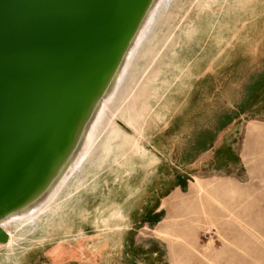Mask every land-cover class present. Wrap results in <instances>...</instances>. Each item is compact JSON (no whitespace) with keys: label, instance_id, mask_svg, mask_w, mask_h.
<instances>
[{"label":"water","instance_id":"1","mask_svg":"<svg viewBox=\"0 0 264 264\" xmlns=\"http://www.w3.org/2000/svg\"><path fill=\"white\" fill-rule=\"evenodd\" d=\"M158 1L0 0V252L14 254L51 240L79 238L80 222L85 220L89 228L111 227L107 212L103 217L96 212L110 201L109 189L125 182V173L142 161L139 158L144 151V135H136L121 122L130 134L115 132V154L118 156L120 147L124 149L127 144H120L123 136L127 142L133 139L134 151L128 160L122 159V168L113 167L114 182L107 181L105 185H101V180L94 181L95 171L104 163L96 159L102 125L90 154L86 139L100 105L114 89L130 50ZM134 61L114 97L115 105ZM151 106L152 111L157 108L150 114L153 117L159 108L156 103ZM105 119L101 124L108 123ZM144 127L145 122L143 131ZM115 146L109 159L106 157L108 165L110 157H115ZM83 153L88 157L82 182L69 189L72 194L69 192L64 202L52 203L53 199L49 203L52 211L33 229L37 231L47 224L49 227L58 218L70 227L71 234L63 239L46 236L41 243L34 241L25 248L6 247L11 235L2 224L44 206L59 181L68 175L69 166ZM92 168L93 174L89 172ZM75 187L79 188L73 191ZM102 192L105 201L98 202L89 217L90 203L95 197H103Z\"/></svg>","mask_w":264,"mask_h":264},{"label":"rangeland","instance_id":"2","mask_svg":"<svg viewBox=\"0 0 264 264\" xmlns=\"http://www.w3.org/2000/svg\"><path fill=\"white\" fill-rule=\"evenodd\" d=\"M171 5L162 13L139 59L134 61L114 115L105 119L108 123L100 133L98 160L103 158L110 142V146H115L117 130L124 136L130 134L121 122L136 135H143V122L153 118L152 103L160 108L171 96L170 104L176 110L191 98L189 92L210 84V74L218 76L225 70L240 69L242 63H236L239 56L264 57V0H243L237 5L233 0H174ZM222 17L228 27L222 28ZM254 19L257 20L253 23ZM222 33H228L226 42L237 37L235 44L227 45L223 51ZM222 54L227 61L222 62ZM256 82L260 85L258 109L245 112L238 131V138L243 141L241 169L229 171V176L222 174V179L212 178L202 189L194 190L192 184V189L170 209L162 223L144 226L136 234L137 243L150 245L156 240L162 243L161 264H264V79ZM170 104H165V108ZM251 124L259 129L253 134L256 137L248 138ZM132 141L128 140L124 149L120 147L118 156L114 147L115 157L111 156L109 165L103 163L95 171L94 181L101 180V185L114 182L113 167L122 168V159L130 158L134 151ZM89 172L93 174V168ZM103 193V197H95L90 203L89 217L98 202L105 201ZM50 223L37 231L22 232L15 237L14 245L25 248L34 241L41 243L46 236L63 239L71 234L70 227L58 218ZM115 235L110 232L95 236L84 248H91L86 251L92 255L85 252L84 257L92 264H108L113 256L119 262L120 256L112 255L121 241L119 236L113 238Z\"/></svg>","mask_w":264,"mask_h":264},{"label":"crops","instance_id":"3","mask_svg":"<svg viewBox=\"0 0 264 264\" xmlns=\"http://www.w3.org/2000/svg\"><path fill=\"white\" fill-rule=\"evenodd\" d=\"M233 1L236 5L243 2ZM225 20L222 17V28L228 27ZM226 36L228 33H222V51L234 45L237 38L226 42ZM224 55L222 62L227 61ZM239 57L236 63H242L240 69L225 70L218 76L210 74V84L189 92L191 98L176 110L168 96L152 120L145 122L142 161L125 173V182L109 189L110 201L96 212L99 217L107 212L111 227L93 229L87 220L81 221L79 238L51 240L14 254L0 252V264H92L84 257L86 253L92 255L86 251L91 248H84L95 236L110 232L116 233L113 238H121L118 250L112 253L119 255L120 261L116 263L113 256L108 264H161L162 243H137L136 234L144 226L162 223L192 184L194 190L202 189L212 178L222 179V174L229 176V171L236 172L243 166V141L238 131L245 112L258 109L260 85L256 81L264 79V57ZM165 104L170 105L165 108ZM258 129L251 124L248 138L256 137L253 134ZM96 231L98 234L93 235Z\"/></svg>","mask_w":264,"mask_h":264},{"label":"bare ground","instance_id":"4","mask_svg":"<svg viewBox=\"0 0 264 264\" xmlns=\"http://www.w3.org/2000/svg\"><path fill=\"white\" fill-rule=\"evenodd\" d=\"M173 1L174 0H159L157 2V4H155L156 5L155 8H153V10L149 13V16L146 20V23L144 24L142 30L140 31V33L136 39L137 41H136L135 45L132 47V49L129 52V55L126 59V62L123 66L122 71L120 72V75H119L118 80L114 86V89L108 95V99L105 100V102H103L100 105V108L98 109V112H97V114L93 120V123L91 126L93 128V130L88 133V136L86 139V146H88V148H89L88 154H90V150L92 148V145L95 143V137L97 135V130L99 129V127L102 125L101 128L103 127V129H106L107 124L106 125L104 123L101 124L104 121L105 116L107 117V115H111V117H112L114 115V110L116 109L115 108L113 110L114 105H115V103H113L114 97H115L116 93L118 92V90L120 89V87L122 86V84L125 82L126 76L128 74L127 72L129 71V67H131L132 62L138 56V53H139L143 43L148 39V36L152 33L155 25H157V22L159 21V18L161 17L162 13L164 11L168 10V8L170 7V5ZM138 59H139V57H138ZM105 133H106V131H105ZM126 138L127 137L123 136V140L120 142V144L122 143V145H123L124 143H127ZM138 144H137V146H139ZM110 145H112L111 142H110V144L107 145V149L104 152V155H105V156H103V158L105 157L104 160H103V158L101 159V160H103L104 163L106 162V164H107V161L109 159V155L111 154L110 152H111L112 146H110ZM117 145L118 144H116V147H117ZM139 150H141V147H139ZM88 154L87 153L81 154L76 163H73L72 165L70 164L71 166H69L68 172L70 171V168H71V173L69 174L67 172L66 174H68V175L67 176L65 175L59 181L57 186L51 192L49 198L45 201V205L48 204L46 207H44L45 205L40 206V207L38 206L37 208H35L31 211H28V212H26L20 216H17L15 218L9 219L2 224V227L11 235V241L6 247H9L11 245V248H12V246L14 245V242H15V237L17 238V236L22 235V232H24L26 230L34 229V228L38 227L41 223H43L44 218L47 215H49V213L52 211V208H50L51 206L49 203L53 199H55V200L52 203L57 202V201L58 202L60 201L62 203V202H64L63 200L68 198L67 194L70 192L69 189H71V187H73L75 183L78 184V183L82 182L81 177H82V175H84L83 171L85 170V165L87 162V157H88L87 155ZM64 187L67 189L65 191V193H63V191L65 190ZM63 188H64V190H63ZM64 196H65V198H64ZM58 204L57 205L55 204V205L58 206ZM56 206H55V208H56ZM36 224H38V226H36ZM7 226H11V227H7ZM20 238H22V237H20Z\"/></svg>","mask_w":264,"mask_h":264}]
</instances>
